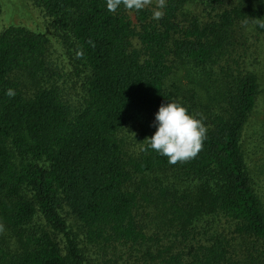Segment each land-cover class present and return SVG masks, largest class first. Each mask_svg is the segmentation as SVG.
<instances>
[{"label":"trees","instance_id":"trees-1","mask_svg":"<svg viewBox=\"0 0 264 264\" xmlns=\"http://www.w3.org/2000/svg\"><path fill=\"white\" fill-rule=\"evenodd\" d=\"M32 1L85 98L43 82L45 34L0 33V264H264V0H199L202 17L165 0L159 19L123 0ZM168 100L206 127L172 164L147 140ZM127 125L147 140L135 158Z\"/></svg>","mask_w":264,"mask_h":264},{"label":"rangeland","instance_id":"rangeland-1","mask_svg":"<svg viewBox=\"0 0 264 264\" xmlns=\"http://www.w3.org/2000/svg\"><path fill=\"white\" fill-rule=\"evenodd\" d=\"M164 1L165 0H163V3ZM198 2L199 0H191L188 4L189 8L187 12L202 17L206 15V12L203 4L200 2L198 4ZM159 5L160 0H146L143 8L148 9L151 12L156 10L162 11V8ZM130 16L133 23L137 24L136 14L131 11ZM262 22H264V16ZM10 25L24 26L32 31L46 35L48 38L49 49L48 63L43 73V82L47 85L57 86L68 103L73 107H79L85 98V75L83 72V66L78 63L73 48H67L51 28L50 20L45 13L36 6L32 0H0V33ZM256 40L253 41L255 42ZM184 81L186 82L185 77ZM259 119L256 117L255 122H258ZM119 136L123 142L125 152L128 156L133 158L140 154L147 141L143 140L140 136L139 127L137 125L125 126ZM146 211L149 212V210ZM145 212L141 214V217L143 219L146 218L147 222L151 223V230L153 232L157 231V218H155V216L146 217L145 215L148 214ZM152 213V215L155 214L154 209H152ZM68 219L71 222H75L71 217ZM38 222L42 226L45 225L43 219ZM3 235L10 240V234L8 231L5 230Z\"/></svg>","mask_w":264,"mask_h":264},{"label":"clouds","instance_id":"clouds-1","mask_svg":"<svg viewBox=\"0 0 264 264\" xmlns=\"http://www.w3.org/2000/svg\"><path fill=\"white\" fill-rule=\"evenodd\" d=\"M146 0H123L128 8H141ZM121 0H108L109 10L115 8ZM161 8L163 0H160ZM163 12L156 10L153 17L159 19ZM155 131L147 138L149 147L159 155L167 157L170 164L194 157L202 147L206 137V127L200 118L190 113L181 103L168 100L161 103L154 113Z\"/></svg>","mask_w":264,"mask_h":264}]
</instances>
